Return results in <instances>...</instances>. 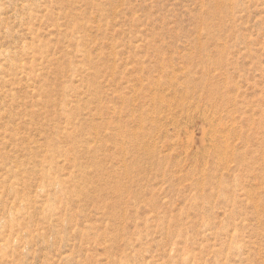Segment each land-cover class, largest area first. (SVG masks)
Listing matches in <instances>:
<instances>
[{"label":"rangeland","instance_id":"obj_1","mask_svg":"<svg viewBox=\"0 0 264 264\" xmlns=\"http://www.w3.org/2000/svg\"><path fill=\"white\" fill-rule=\"evenodd\" d=\"M0 264H264V0H0Z\"/></svg>","mask_w":264,"mask_h":264},{"label":"bare ground","instance_id":"obj_2","mask_svg":"<svg viewBox=\"0 0 264 264\" xmlns=\"http://www.w3.org/2000/svg\"><path fill=\"white\" fill-rule=\"evenodd\" d=\"M169 76V75H168ZM170 78V77H169ZM171 80V79H170ZM151 91V90H150ZM152 92V91H151ZM150 94V93H149ZM182 97H183V95H182ZM177 98V97H176ZM152 99V98H151ZM183 99V98H182ZM178 100V99H177ZM164 102V101H163ZM178 102V101H177ZM175 104V103H174ZM167 105V104H166ZM166 105H165V107H166ZM184 105V104H183ZM164 107V108H165ZM179 107V106H178ZM167 108V107H166ZM177 108V107H176ZM142 109V108H141ZM183 109V108H182ZM149 110V109H148ZM170 110V109H169ZM173 110H174V108H173ZM189 110V109H188ZM133 111V110H132ZM164 112V111H163ZM142 113V111H140V114ZM173 113V112H172ZM160 114V113H159ZM149 115V114H148ZM169 115V114H168ZM182 115V114H181ZM180 115V116H181ZM142 116V117H141ZM141 116H139V119L141 120V118L143 119V113H142V115ZM133 117V116H132ZM161 117V116H160ZM160 117H158V118H160ZM172 117V116H171ZM153 118V117H152ZM155 119V118H154ZM173 119V118H172ZM141 122V121H140ZM153 122V121H152ZM115 124V123H114ZM90 125V124H89ZM95 127L96 126H94V129H95ZM133 127V126H132ZM133 128H135V127H133ZM151 129V128H150ZM96 131V130H95ZM150 131V130H149ZM97 133H98V131H96ZM134 132V131H133ZM146 133H148V130H147V132ZM145 134V133H144ZM137 135V134H136ZM136 138V137H135ZM147 141V140H146ZM123 148V147H122Z\"/></svg>","mask_w":264,"mask_h":264}]
</instances>
